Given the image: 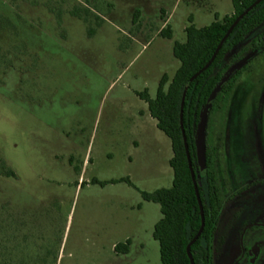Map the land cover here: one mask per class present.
Returning <instances> with one entry per match:
<instances>
[{
  "label": "rangeland",
  "instance_id": "1",
  "mask_svg": "<svg viewBox=\"0 0 264 264\" xmlns=\"http://www.w3.org/2000/svg\"><path fill=\"white\" fill-rule=\"evenodd\" d=\"M197 1L0 0V161L13 174L0 177V264H160L159 209L139 193L170 188L171 152L137 95L172 78L188 17L201 29L232 14V0ZM248 62L207 119L222 196L264 151V57ZM124 179L134 189L90 184Z\"/></svg>",
  "mask_w": 264,
  "mask_h": 264
},
{
  "label": "trees",
  "instance_id": "2",
  "mask_svg": "<svg viewBox=\"0 0 264 264\" xmlns=\"http://www.w3.org/2000/svg\"><path fill=\"white\" fill-rule=\"evenodd\" d=\"M256 1L258 0H232L231 16H224L219 21L217 15H214L213 22L201 29H195L191 17H188L187 26L183 30L184 42L172 44L171 56L178 63L172 78L169 80L165 75L161 76L152 100L145 92L137 95L146 105L148 117L155 123L156 130L168 140L171 152L168 162L172 174L170 188L151 194L139 193L142 202L156 205L159 209L160 219L153 226L151 239L158 247L160 264H189L185 248L200 227L181 131L203 215L202 231L189 247V254L192 264H212L215 253L214 234L218 227L223 197L216 169L219 146L212 143L206 124L205 165L204 171L200 173L195 161L194 134L198 115L218 82L229 75L212 101L208 117L224 111L235 84L249 70L248 58L264 55V0L254 6L232 29L210 66L189 84L188 80L208 63L234 20ZM182 2L186 5L199 4L197 0ZM137 16L138 12L134 11L131 24H134ZM159 36L169 41V28L166 27ZM185 86L180 129V98ZM219 140L220 135L216 142ZM0 177L13 178V174L5 169L1 161ZM120 183L134 189L127 179L108 183L90 182L91 185L99 187ZM128 246L129 243L125 242L124 245L115 246L113 251L126 255Z\"/></svg>",
  "mask_w": 264,
  "mask_h": 264
},
{
  "label": "flooded vegetation",
  "instance_id": "3",
  "mask_svg": "<svg viewBox=\"0 0 264 264\" xmlns=\"http://www.w3.org/2000/svg\"><path fill=\"white\" fill-rule=\"evenodd\" d=\"M227 175L223 187L230 191L221 199L212 264H264V151L245 175Z\"/></svg>",
  "mask_w": 264,
  "mask_h": 264
},
{
  "label": "water",
  "instance_id": "4",
  "mask_svg": "<svg viewBox=\"0 0 264 264\" xmlns=\"http://www.w3.org/2000/svg\"><path fill=\"white\" fill-rule=\"evenodd\" d=\"M260 1L261 0L256 1L253 5H251L239 17H237L234 20L232 25L226 31L224 37L221 39L219 45L217 46L215 52L213 53V55L210 58V60L208 61V63L198 73H196L193 77H191L188 80V84L190 82H192L197 76H199L202 72H204L210 66V64L214 60L218 50L221 48L222 44L224 43V41L226 40V38L228 37V35L232 31V29ZM228 77H229V75H226L218 82V84L215 86V88L211 91L210 95L208 96V98L206 100V103H205L204 107L202 108V110L200 111V113L198 115V120H197V124H196V130H195V134H194V151H195L196 166H197L199 172L203 171L204 165H205V130H206V124H207V118H208L210 106H211V103L214 100L215 96L221 90L222 86L224 85V83L228 79ZM185 91H186V86L184 87V89L182 91V94H181V98H180V114H179L180 129H181V109H182V105H183ZM181 136H182V142H183V147H184V152H185V158H186L187 168H188V172H189V177H190L191 185H192V188H193V193H194V197H195V200H196L198 214H199V219H200L199 230L197 231V233H196L195 237L192 239V241L189 242L188 245L185 248L186 257H187V259L189 261V264H192L191 257H190V254H189V247L198 238V236L200 235V233L202 231V228H203V215H202L201 204H200V201H199V198H198L196 184H195V180H194V175H193V172H192L191 167H190V161H189V157H188V154H187V150H186V146H185V139L183 137L182 131H181Z\"/></svg>",
  "mask_w": 264,
  "mask_h": 264
}]
</instances>
